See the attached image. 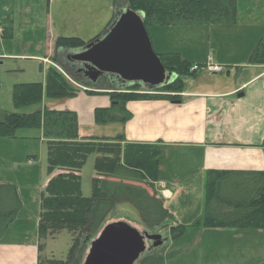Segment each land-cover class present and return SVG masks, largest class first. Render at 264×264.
<instances>
[{"label": "trees", "instance_id": "trees-1", "mask_svg": "<svg viewBox=\"0 0 264 264\" xmlns=\"http://www.w3.org/2000/svg\"><path fill=\"white\" fill-rule=\"evenodd\" d=\"M8 0H0L2 2ZM120 3V0H118ZM126 9L140 15L146 28L194 26H232L236 24L237 0H125ZM12 38V29L6 32ZM86 46L78 38H58L55 52L64 61L65 50H78ZM167 72L179 78L165 86L161 92L180 93L183 90L181 77L193 76L191 64L178 54L158 55ZM69 64L70 75L83 82L78 69ZM251 64H264V41L256 48ZM109 85H118L111 79ZM80 94L57 70L51 68L46 84H25L14 89V106L27 108L38 106L43 100L59 101L73 99ZM89 95H97L90 93ZM111 109H98L94 113L96 125L127 123L132 119L126 109L130 102L156 100V96L134 93L109 94ZM20 130H42L48 150V173L62 174L53 177L40 197V221L37 228L40 252L48 240H55L61 232L71 237V249L66 262L39 257L38 264H81V258L89 245L97 238L108 216L117 206L128 204L139 215L148 231L166 228L174 219L164 207L163 200L151 194L150 189L158 182L164 151L157 145L124 144V136L80 140L78 117L71 112H56L49 109L30 114H11L0 111V139L15 140ZM90 156H95L94 171L100 179L93 180V196L81 194V174ZM78 174V175H77ZM208 180L209 195L206 204V227L238 229L258 228L264 220V175L253 172H225L213 174ZM102 177L106 179L102 180ZM16 187L0 185V240L5 237L10 224L21 210ZM181 227L170 230L168 238L183 234ZM42 241V242H41ZM165 258L154 251L147 253L139 264H164Z\"/></svg>", "mask_w": 264, "mask_h": 264}, {"label": "rangeland", "instance_id": "rangeland-1", "mask_svg": "<svg viewBox=\"0 0 264 264\" xmlns=\"http://www.w3.org/2000/svg\"><path fill=\"white\" fill-rule=\"evenodd\" d=\"M4 6L3 8L0 6V111L11 114H30L35 109H41L43 103L39 107L16 108L13 101L14 89L25 84H46L49 70L53 68L56 60H59V55L55 52V42L58 38H78L86 44L98 40L126 9L125 0H120V3L118 0H8ZM249 11L243 13L247 16ZM261 11H264V4L259 6V11L246 17V29L233 25L231 29L219 26L193 28L151 26L147 28V32L157 55L165 53L184 55L193 47L197 48L193 51L195 59L200 58L202 62L208 61V57L213 59L211 49L218 51L222 58L235 55L239 61L245 59L247 53H251L253 49L255 52L257 46L264 41V13ZM249 24L257 25L249 28L254 26ZM9 28L12 29L11 39L4 37L10 36V30L6 32ZM64 55L63 59H66V56H71L72 53L67 52ZM42 59L45 63L40 70L42 64L38 60ZM60 60L62 63L63 60ZM56 63L54 65L58 66ZM58 69L61 74L63 72L72 78L68 67ZM224 70L223 74L218 75H210L205 71H200L199 74L212 76L209 78L213 81H221L217 79L223 77L227 80V73L232 69L226 67ZM70 84L80 91V95L87 93ZM98 88L115 89L116 86L101 84ZM156 98L175 100L164 92H158ZM53 102L47 101V109L55 104ZM91 133H88L92 135L91 137H101L98 136L100 132L97 130ZM16 136L15 141L4 140L2 142L4 145H0V181L25 183L27 186L21 185L17 188L19 200L28 209L39 210L40 197L48 184L43 189L41 186L49 180L46 142L41 138L40 130H20ZM95 158L90 156L81 172V194L87 199L93 196V180L100 179L94 171ZM172 168L166 171L167 177L172 174ZM141 186L154 194L148 186ZM170 197L171 195L168 198ZM171 212L173 221L167 223L166 228L151 232L144 228L139 215L131 206L122 204L108 216L97 238L107 225L117 222H126L141 233L160 235L163 239L168 237L170 227L173 229L181 227L184 232L180 237L168 238L164 245L155 251L151 249L152 243L147 242L145 253L154 251L163 256L164 264H264V233L234 227L208 228L204 219L199 221L193 219L189 222L182 210ZM19 221L18 225L24 224V219ZM22 232L23 229L16 228V233L8 236V240L20 238ZM71 245L69 233L61 232L55 240H48L45 243L44 256L50 260L66 262ZM87 255L88 250L82 256L81 264Z\"/></svg>", "mask_w": 264, "mask_h": 264}, {"label": "crops", "instance_id": "crops-1", "mask_svg": "<svg viewBox=\"0 0 264 264\" xmlns=\"http://www.w3.org/2000/svg\"><path fill=\"white\" fill-rule=\"evenodd\" d=\"M262 4L264 0H237L238 16L233 26L246 29V17L259 11ZM4 5L2 2L1 8ZM244 11H249L247 16ZM249 25H254L249 26L252 28L257 24ZM219 27L231 29L232 26ZM196 49L190 47L186 54L178 55L192 66L206 64L207 60L195 59L193 51ZM253 50L238 61L235 55L222 58L218 51L211 49L214 63L232 69L227 73V80L223 77L217 79L221 81H213L209 78L212 76L199 73L193 77L185 76L182 78L183 90L176 101L162 99L128 103L126 109L132 119L127 123L95 124L96 110L112 108L110 98L105 95L81 94L73 99L54 101L49 110L75 113L80 140L98 138L88 134L97 130L100 138L124 136L126 144L160 147L165 159L161 162L156 186H163L171 193L166 208L171 214L172 210H182L189 222L193 219L199 221L205 219L208 180L213 174L253 172L264 175V64L250 63ZM47 101L52 102L43 100L41 110L48 107ZM40 136L45 141L42 130ZM171 168L173 172L167 177L165 173ZM49 180L41 186L42 189ZM1 184L13 185L16 190L21 185L27 186L14 181H0ZM20 203V212L0 240V264H38L39 257L44 255L43 250L40 252L37 234L40 206L39 210H32ZM22 219L24 224L18 225ZM16 228L23 229L21 237L8 240V236L16 233ZM248 230L263 234L264 220L258 228Z\"/></svg>", "mask_w": 264, "mask_h": 264}, {"label": "water", "instance_id": "water-1", "mask_svg": "<svg viewBox=\"0 0 264 264\" xmlns=\"http://www.w3.org/2000/svg\"><path fill=\"white\" fill-rule=\"evenodd\" d=\"M71 59L81 66L79 73L92 86L115 77L124 85L141 84L158 90L174 76L166 73L154 52L142 17L130 9L118 15L102 38L76 51ZM147 242L153 249L164 245L162 236L141 233L126 222L107 225L91 243L83 264H139Z\"/></svg>", "mask_w": 264, "mask_h": 264}, {"label": "built area", "instance_id": "built-area-1", "mask_svg": "<svg viewBox=\"0 0 264 264\" xmlns=\"http://www.w3.org/2000/svg\"><path fill=\"white\" fill-rule=\"evenodd\" d=\"M195 70H196V68H195ZM205 70H206L208 73H210V74H219V73H222L223 68L220 67V66H214V65H212V64L210 63V64H208V65L206 66Z\"/></svg>", "mask_w": 264, "mask_h": 264}]
</instances>
